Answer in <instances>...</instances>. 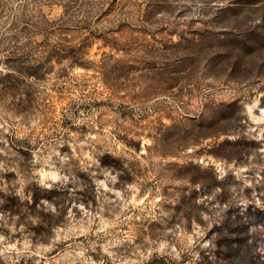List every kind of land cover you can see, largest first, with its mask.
<instances>
[{
  "label": "rangeland",
  "instance_id": "obj_1",
  "mask_svg": "<svg viewBox=\"0 0 264 264\" xmlns=\"http://www.w3.org/2000/svg\"><path fill=\"white\" fill-rule=\"evenodd\" d=\"M0 264H264V0H0Z\"/></svg>",
  "mask_w": 264,
  "mask_h": 264
}]
</instances>
